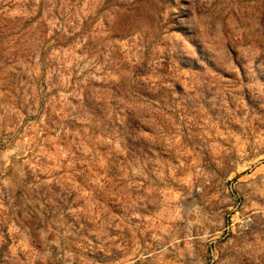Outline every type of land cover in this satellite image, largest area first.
<instances>
[{"label":"rangeland","instance_id":"1","mask_svg":"<svg viewBox=\"0 0 264 264\" xmlns=\"http://www.w3.org/2000/svg\"><path fill=\"white\" fill-rule=\"evenodd\" d=\"M0 264H264V0H0Z\"/></svg>","mask_w":264,"mask_h":264}]
</instances>
